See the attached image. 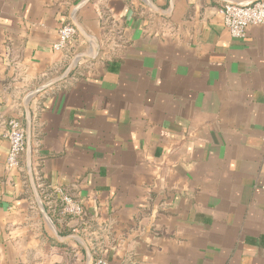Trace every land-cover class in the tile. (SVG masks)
<instances>
[{"label": "crops", "instance_id": "obj_1", "mask_svg": "<svg viewBox=\"0 0 264 264\" xmlns=\"http://www.w3.org/2000/svg\"><path fill=\"white\" fill-rule=\"evenodd\" d=\"M229 1L0 0V264H264V24Z\"/></svg>", "mask_w": 264, "mask_h": 264}, {"label": "built area", "instance_id": "obj_2", "mask_svg": "<svg viewBox=\"0 0 264 264\" xmlns=\"http://www.w3.org/2000/svg\"><path fill=\"white\" fill-rule=\"evenodd\" d=\"M224 26L233 38H244L249 25L264 24V0H251L248 2L229 1L220 9ZM76 33L75 26L66 21L58 29V40L53 45L56 50L63 49ZM5 137L9 147L6 156V168L16 169L20 166L21 157L26 150V132L20 121L9 118L6 121ZM54 192L61 203V211L67 215L79 218L82 215L81 205L70 194L61 188ZM90 264H108L103 257L94 258Z\"/></svg>", "mask_w": 264, "mask_h": 264}, {"label": "water", "instance_id": "obj_3", "mask_svg": "<svg viewBox=\"0 0 264 264\" xmlns=\"http://www.w3.org/2000/svg\"><path fill=\"white\" fill-rule=\"evenodd\" d=\"M26 145H27V143H26Z\"/></svg>", "mask_w": 264, "mask_h": 264}]
</instances>
